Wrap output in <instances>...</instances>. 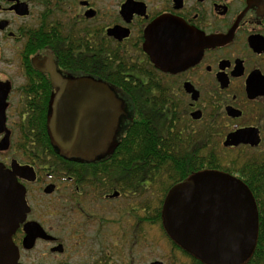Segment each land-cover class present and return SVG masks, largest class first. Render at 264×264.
Listing matches in <instances>:
<instances>
[{
	"label": "flooded vegetation",
	"instance_id": "1",
	"mask_svg": "<svg viewBox=\"0 0 264 264\" xmlns=\"http://www.w3.org/2000/svg\"><path fill=\"white\" fill-rule=\"evenodd\" d=\"M80 80L123 111L93 162L61 155L48 129ZM137 123L174 136L188 175L173 187L214 171L263 193L264 0H0V170L29 207L10 235L16 264H205L151 224L150 202L170 191L150 194L148 163L118 178L111 159ZM13 224L0 210V264Z\"/></svg>",
	"mask_w": 264,
	"mask_h": 264
},
{
	"label": "water",
	"instance_id": "2",
	"mask_svg": "<svg viewBox=\"0 0 264 264\" xmlns=\"http://www.w3.org/2000/svg\"><path fill=\"white\" fill-rule=\"evenodd\" d=\"M48 121L51 140L61 155L93 162L113 142L123 113L121 103L104 85L68 82L54 100ZM0 210L14 224L5 232L2 264H16L10 235L29 210L26 190L15 174L0 170ZM168 235L205 264H244L258 239V209L250 189L232 176L204 171L173 187L163 205ZM220 221V230L210 227ZM159 264V263H154Z\"/></svg>",
	"mask_w": 264,
	"mask_h": 264
},
{
	"label": "trees",
	"instance_id": "3",
	"mask_svg": "<svg viewBox=\"0 0 264 264\" xmlns=\"http://www.w3.org/2000/svg\"><path fill=\"white\" fill-rule=\"evenodd\" d=\"M161 131L154 129L150 124L137 123L120 139L119 148L113 155L111 162L116 164L118 178H129L127 172L132 169L133 178H141L142 167L136 170L130 164H149V179L151 188L155 184H160L164 189L161 194L164 196L188 174L182 176L183 170L179 172L176 166V146L173 135L162 142ZM110 160H108L109 162ZM188 172L187 169L184 170ZM181 175V176H180ZM168 178L165 183L164 178ZM257 209L262 214V225L259 227L256 247L250 258L244 264H264V192H254L253 194ZM157 204V205H155ZM163 200L150 202L151 224H161Z\"/></svg>",
	"mask_w": 264,
	"mask_h": 264
},
{
	"label": "rangeland",
	"instance_id": "4",
	"mask_svg": "<svg viewBox=\"0 0 264 264\" xmlns=\"http://www.w3.org/2000/svg\"><path fill=\"white\" fill-rule=\"evenodd\" d=\"M164 179H165L164 182L166 183L168 181V178L165 177ZM163 190L164 189L162 188V186L160 184H155L152 188H150V194L151 195L154 194V195L159 196L163 192ZM161 195H163V194H161ZM155 205H157V204H155ZM150 233H151V237H153V238H159V236H160L157 226L156 227L151 226Z\"/></svg>",
	"mask_w": 264,
	"mask_h": 264
}]
</instances>
